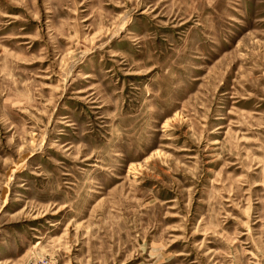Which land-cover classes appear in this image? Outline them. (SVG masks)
I'll list each match as a JSON object with an SVG mask.
<instances>
[{
	"label": "rangeland",
	"instance_id": "1",
	"mask_svg": "<svg viewBox=\"0 0 264 264\" xmlns=\"http://www.w3.org/2000/svg\"><path fill=\"white\" fill-rule=\"evenodd\" d=\"M0 264H264V0H0Z\"/></svg>",
	"mask_w": 264,
	"mask_h": 264
},
{
	"label": "bare ground",
	"instance_id": "2",
	"mask_svg": "<svg viewBox=\"0 0 264 264\" xmlns=\"http://www.w3.org/2000/svg\"><path fill=\"white\" fill-rule=\"evenodd\" d=\"M163 125H166L165 123Z\"/></svg>",
	"mask_w": 264,
	"mask_h": 264
}]
</instances>
